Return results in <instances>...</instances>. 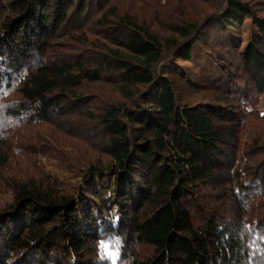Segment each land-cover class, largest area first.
<instances>
[{
  "label": "trees",
  "instance_id": "obj_1",
  "mask_svg": "<svg viewBox=\"0 0 264 264\" xmlns=\"http://www.w3.org/2000/svg\"><path fill=\"white\" fill-rule=\"evenodd\" d=\"M263 101L264 0H0V264H264Z\"/></svg>",
  "mask_w": 264,
  "mask_h": 264
},
{
  "label": "rangeland",
  "instance_id": "obj_2",
  "mask_svg": "<svg viewBox=\"0 0 264 264\" xmlns=\"http://www.w3.org/2000/svg\"><path fill=\"white\" fill-rule=\"evenodd\" d=\"M260 108H261V111L262 112H264V101H263V104L260 106ZM263 125V124H262ZM53 129V133H54V136L56 137V139H58V140H62V139H64V137H63V135L58 131V129L56 128V127H53L52 128ZM261 128H260V126H259V128H258V130H260ZM263 133H264V127H263ZM247 131L251 134L250 136H249V139H248V141L249 142H252V140L254 139V137L257 135V132L258 131H255V129H253V130H250L249 128H247ZM253 160H255V159H253ZM251 161L250 162V165H253L254 164V162L256 161V160H259V159H256L255 161ZM249 165V166H250ZM2 199H3V204L2 203H0V204H2V207H0V209H2V208H5L6 206H7V202L8 203H11V198H7V195H3L2 197H1ZM1 202V201H0ZM262 207L264 208V200H262Z\"/></svg>",
  "mask_w": 264,
  "mask_h": 264
}]
</instances>
